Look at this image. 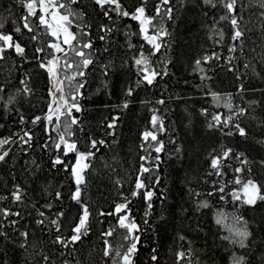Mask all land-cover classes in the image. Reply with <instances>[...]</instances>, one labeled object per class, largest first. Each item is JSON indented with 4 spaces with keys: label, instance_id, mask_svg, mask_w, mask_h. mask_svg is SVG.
Listing matches in <instances>:
<instances>
[{
    "label": "snow or ice",
    "instance_id": "obj_1",
    "mask_svg": "<svg viewBox=\"0 0 264 264\" xmlns=\"http://www.w3.org/2000/svg\"><path fill=\"white\" fill-rule=\"evenodd\" d=\"M75 2L20 0L22 11L11 4L8 16L0 17V63L7 62L0 108L6 116L16 115L15 131L0 135V165L11 159L12 169L11 187L0 190V202L10 201L0 204V264H138L141 245L148 249V264H264V172L254 171L264 170V151L253 157L236 142L255 132V143L264 149V94L248 99L246 86L250 76L264 80V0H177V5L172 0H91V7L79 8ZM186 5H199L205 18L214 13L202 26L215 50H202L190 63L199 74L197 94L208 101L195 114L203 126L200 143L187 137L188 128L195 131L191 116L181 127L168 120L163 85L154 103L141 101L152 107L139 132L134 184L126 187L117 172L122 158L100 156L103 168L96 167L97 158L101 146L119 143L122 112L115 109H127L141 89L155 88L172 74L170 25ZM254 16L259 45L254 38L248 43ZM225 61L238 80L229 92L212 83L213 67ZM34 72L45 76L46 106L29 117L24 103L36 91ZM97 73L107 95H113L117 81L123 91L98 121L99 133L85 121L82 102ZM13 80L17 86L8 91ZM8 126L0 123V128ZM169 145L168 155L184 173L178 205L164 209L170 197L160 169ZM13 152L23 159L20 170ZM105 171L116 198L98 204L85 192L89 176ZM53 173H63L65 180L50 189ZM137 198L144 208L139 216L132 207ZM155 201L162 208L159 215ZM169 223L172 242L162 245L159 229ZM90 235L101 241L96 260L82 258ZM17 250L20 256L14 258Z\"/></svg>",
    "mask_w": 264,
    "mask_h": 264
},
{
    "label": "trees",
    "instance_id": "obj_2",
    "mask_svg": "<svg viewBox=\"0 0 264 264\" xmlns=\"http://www.w3.org/2000/svg\"><path fill=\"white\" fill-rule=\"evenodd\" d=\"M131 3L132 0H129ZM173 5H177V0H172ZM11 4H15L16 11H22L20 0H0V17L6 18L8 16V9ZM82 4H88L91 7V0H76L74 6L79 8ZM191 4V0H189ZM251 12H255L256 9H251ZM95 15V13H93ZM213 12H208V17L205 18L201 14L199 5H186L185 9H178L176 14V23L174 26L170 25L172 28V53H171V65L170 71L171 75L165 79L159 80V83L155 88L150 89H141L137 95L133 98L132 103L127 109H115L122 112V118L120 127L118 128L117 138L119 140L118 145L113 147L101 146L100 154L97 158L96 167L103 168L104 161L100 159V156L107 157L109 161L113 155H117L122 159L119 162V168L117 172L124 176L125 186L130 187L134 184V174L138 168V159L136 147L139 141V132L144 127L146 121L149 117V109L152 107V104L147 105L142 104L143 100H151L154 103V97H157L161 94V87L167 85V88L164 90L163 94L166 97H169L166 103V107H169L170 111L166 114L169 121H175L173 125L175 127H181L186 125L187 121L185 117L191 116L193 123L195 125V131L192 128H188L187 137L191 138V143L199 146L200 136L203 132V126L199 120L196 119L195 114L199 107L205 105L208 101L197 93L199 92L196 89V84L200 83L199 74L194 73L191 70L190 63L192 58L195 55H199L202 50H209L212 46V39L207 37L205 27L202 24L206 25L212 16ZM127 23V21H126ZM243 23V22H242ZM258 20L255 16L253 17V23L250 24L252 27V32L248 34L249 41L251 44L253 42L252 38L255 39L257 45L261 41V34L256 27ZM11 21H9L8 27L10 28ZM227 32L228 22L224 21L222 25ZM218 48H223L224 45L216 46ZM215 50V49H211ZM167 51V50H165ZM256 51L259 52L260 48L257 46ZM222 55H227V52L224 51ZM7 62L0 63V81L5 79L6 69L3 67V64ZM207 63V62H205ZM214 64L216 62H213ZM224 64H219L218 66L213 67L212 75L214 77L212 83L214 87L222 92L233 91V85L238 82L234 78L232 70L225 67ZM237 63H240L237 61ZM29 67L35 68V65H30ZM243 67V65H241ZM15 71V69H13ZM35 76V94L32 100L24 103V112L26 115L35 114L38 111H41L46 106L45 96V76L42 72H34ZM91 83L87 86V91L82 99L83 104L85 105L84 119L92 127L93 131L99 133V129L96 128L98 121L104 117L108 116L112 106L119 103L120 98L123 97V91L120 88V82H114L113 87L115 91L113 95H107V90L100 86V76L97 73L95 76L90 77ZM185 81L188 83L185 84ZM16 83L13 80L9 84L8 91H12L16 87ZM246 86L249 90L248 99L256 98L259 99L264 89V80H261L258 76H250L249 80L246 81ZM237 102L239 98L237 97ZM107 105V107H105ZM227 111L226 109L224 110ZM7 121L8 127L0 128V135H5L10 131H15V128L11 127L13 121H16V115L14 113H9L7 116L4 115L3 109L0 108V123ZM19 127H23L22 124H17ZM185 133L182 131L181 133ZM168 133L161 134V138L167 139ZM255 132L252 137H249L247 141L240 142L242 148H248L253 157L259 155L261 151H264L259 145L255 143L254 140ZM111 139V138H110ZM172 151V146H168V150L162 153V163H161V173L163 176L164 183L167 184L169 189V200L165 202L163 208L167 209L169 206H177L180 201L181 190L180 182L183 178L184 169L183 166L175 162V158L170 157L168 152ZM13 156L17 157V170H20V166L23 164V159L19 157L18 152H13ZM193 159H195L193 157ZM11 159L9 165H0V190L5 188H10L12 183V177L9 176L11 169ZM254 171L257 173L264 172V170L254 168ZM125 173L127 175L125 176ZM166 174V175H165ZM16 179L22 180V176H17ZM65 180L63 173H53L51 176V184L49 185L50 189H54L59 181ZM67 183V181H65ZM116 188L112 183L110 176L105 171L104 174H93L89 176V186L86 189L85 195H90L98 204H107L109 201L114 200ZM67 188L65 187V201H67ZM7 202H0V204H8ZM28 201L26 200V204ZM43 203V201H41ZM156 215H159L162 210L159 201L154 202ZM134 214L139 216L143 213L144 208L142 206V200L137 198L132 204ZM29 211L31 208L29 206ZM74 210V209H73ZM250 211V210H249ZM259 212V209L256 210ZM155 219V216H153ZM157 224H160L157 221ZM160 242L162 245H170L172 237V224L161 225L160 226ZM114 237L113 239H117ZM146 239H151V237H145ZM210 239V237H209ZM94 245V247H92ZM101 247V241L99 235L89 236L85 239L83 248V257H91L92 260H96L98 257V250ZM148 255V249L141 245L139 252L138 264H148V261L145 257ZM20 253L17 250L14 258H19ZM259 253H257V258Z\"/></svg>",
    "mask_w": 264,
    "mask_h": 264
}]
</instances>
